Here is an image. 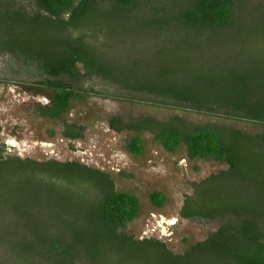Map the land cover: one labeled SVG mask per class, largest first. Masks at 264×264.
Masks as SVG:
<instances>
[{
  "label": "trees",
  "instance_id": "trees-1",
  "mask_svg": "<svg viewBox=\"0 0 264 264\" xmlns=\"http://www.w3.org/2000/svg\"><path fill=\"white\" fill-rule=\"evenodd\" d=\"M260 1L0 0V55L33 77L31 87L51 94L48 104L31 107L37 116L60 119L71 101L83 95L110 96V86L163 105L263 126L252 134L213 122L193 123L179 115L165 121L144 115L109 118V128L116 132H149L166 151L184 145L191 159L227 165L196 183L194 193L184 199L182 217L225 221L183 254L172 252L158 238L136 239L120 231L139 216L140 202L134 193L118 190L108 173L77 161H39L11 154L0 128V217H21L27 190L44 184L52 197L64 194V185L89 194L88 202L75 210L63 199L42 205L58 220L50 229L37 222L28 227L29 236L16 224L0 233L9 241L13 264H77L79 258L91 264H264ZM206 41L219 53L206 54L202 49ZM150 46L156 47L155 65L143 55ZM64 76L81 77L86 85L77 87ZM98 82L106 88L96 89ZM83 133L82 125L64 121L61 134L70 142L82 139ZM70 147L74 148L71 143ZM126 150L143 155L141 137L133 136ZM149 199L156 207L165 202L164 194L156 190ZM71 212L82 221L68 219Z\"/></svg>",
  "mask_w": 264,
  "mask_h": 264
},
{
  "label": "rangeland",
  "instance_id": "rangeland-1",
  "mask_svg": "<svg viewBox=\"0 0 264 264\" xmlns=\"http://www.w3.org/2000/svg\"><path fill=\"white\" fill-rule=\"evenodd\" d=\"M262 2L264 0L260 1ZM209 44L206 41L202 45L206 54L219 53ZM155 48L150 46L143 51L146 62L153 65ZM259 52L263 54L264 42L258 43ZM149 69V72L154 73L153 66ZM32 78L23 69L18 70L7 56L0 55L1 138L8 145L11 154L39 161H77L108 173L118 190L134 193L140 202L139 216L120 231L136 239L158 238L176 254L185 253L192 244L205 239L225 221L222 218H184L180 211L185 197L194 193V185L211 174L226 170V164L212 159H191L184 145H180L173 152L166 151L151 133L128 130L116 132L109 128L108 120L112 116L130 119L144 115L165 121L173 115H179L193 123L213 122L252 134L263 130L261 124L223 114L198 112L189 107L163 105L149 96L118 91L110 86L107 87L110 96L83 95L71 101L70 107L60 119H51L37 116L31 111L35 103L48 104L51 100L49 92L31 87ZM64 80L77 87L86 85L81 77L72 79L64 76ZM95 88L103 90L106 87L98 82ZM64 121L82 125L83 138L72 142L64 138L61 134ZM135 135L141 137L144 147V153L140 156L126 150V144ZM64 189H67L64 194H54L53 197L50 187L45 184L27 190L21 205L25 206L21 217L7 214L0 217V233L8 232L16 224L23 227L19 228L29 236L28 227L37 222L45 226L46 230L50 229L51 224L56 221V215L42 205L50 204L52 200L63 199L73 210L75 206L79 207L88 202L87 191L68 185H64ZM154 190L165 196L164 205L161 207L154 206L149 199V193ZM33 197L39 201H35ZM67 217L77 222L82 221L75 212L69 213ZM8 246V239L0 237L1 264H13ZM77 264L91 263L79 258Z\"/></svg>",
  "mask_w": 264,
  "mask_h": 264
}]
</instances>
